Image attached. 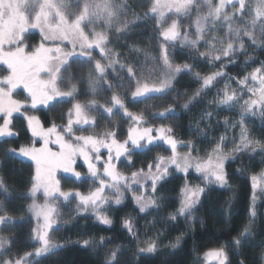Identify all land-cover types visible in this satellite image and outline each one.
<instances>
[{"label": "snow or ice", "instance_id": "1", "mask_svg": "<svg viewBox=\"0 0 264 264\" xmlns=\"http://www.w3.org/2000/svg\"><path fill=\"white\" fill-rule=\"evenodd\" d=\"M129 9L128 0H76L75 3L72 0H0V144L11 143L10 138L20 135L15 130L14 122L22 118L26 123L25 133L30 137L29 142L18 148L9 147L6 152L26 158L34 164L29 190L32 203L28 211L37 221L38 226L32 229V239L39 245L34 246V252L11 257L5 248L11 241L0 237V264H39V260L33 262V257L55 254V250L62 247L50 236V232L58 230L54 226L59 221L57 203L60 198L68 204L75 201L77 213L90 210L98 223L112 226L113 219L108 212L113 204L122 205L128 192L132 193L139 212L147 214L151 209L159 208L160 201L155 193L159 183L173 169L185 175L194 169L203 179L204 185L190 186L186 183L181 189L176 213L169 215L170 220H177L178 217L191 219L192 211L201 202L206 186L229 187L226 170L229 157L234 160L237 153L256 152L258 149L264 152V141L252 138L246 126L247 115L255 116L259 113L264 118V61L243 77H230L229 80H235L236 87L225 83L222 94L218 92L213 101L218 106L229 108L239 104V143L226 152V134L222 135L203 157L196 153L193 141H179L172 126L161 124L157 128L148 124L150 119H168L169 114L175 111L173 105L149 117L144 112L131 111L126 104L127 96L118 91H113L110 104L98 103L96 98L81 103L76 100L78 89L76 83H73L76 76L72 70L74 63L88 65L87 82L94 97L101 91L124 89L127 84L133 103L160 98L169 94L178 76L184 72L191 73V64H174L172 61L169 49L174 48L178 42L181 48L189 47L197 51L201 58L211 64L220 62L219 70L210 75L201 77L199 73L194 74L200 83L195 94L198 97L226 77L225 60L227 63H235L238 55H246L249 42L251 45H264V0H150L143 17ZM194 9L193 24L182 32L180 18H191ZM129 14L132 20L128 19ZM143 19L156 21V31L160 38V76L153 75L155 69L147 74L141 71L138 75L135 62H122L120 55L109 47L113 30L126 36L135 27V23ZM169 19L171 23H167ZM32 30H38L41 39L38 44L29 45L27 41ZM201 46L205 51H199ZM128 47L130 56L143 51L137 45ZM109 69L117 74L121 83L115 84L112 81ZM18 88L26 93L22 99L15 98V90ZM245 95L247 99H244ZM65 98H71L68 100L70 103L76 100L68 110L66 123L58 125L53 121L50 126H45L34 114L38 106L50 108L53 101H63ZM194 99L185 103L183 108L189 110ZM241 100L242 104L239 103ZM114 108L122 110L123 118H126V134L120 131L119 125L99 134H78L88 131L84 126L95 127L97 115L107 113L110 117L115 116ZM212 115V112L206 113L209 123ZM203 123L202 117L197 122L198 134L206 136L207 129L199 127ZM228 124L226 120L225 128ZM121 136L124 138L120 139ZM157 141L167 145L171 155H157L148 163L147 169L131 171L130 175L120 171L122 158L127 161V165L134 166L135 150H143L145 153L151 151L153 147H159ZM181 143L188 149L187 152L179 151L178 145ZM102 149L106 150V157ZM78 159L83 160L87 166V175L91 178L92 187L86 193L78 188L64 190L57 177V172L62 171L74 178V181L84 182L82 173L77 170ZM149 187L152 195L148 194ZM251 188L253 203L249 209V224L240 236L233 238L231 244H222L204 251L196 264H231L229 250L233 247L239 254V248L252 234L257 189L264 193V170L251 176ZM0 190L7 192L2 180ZM41 191L43 204L36 199L37 193ZM12 220L7 212L0 215V225ZM122 226L130 236L138 239L130 217L123 220ZM180 240L177 237L175 243L169 246L177 248ZM138 243L143 244L138 248L139 253L157 251L156 239L138 240ZM89 244V240L83 241L84 246ZM100 245H104L103 238ZM121 251L117 247L109 253L105 264H119ZM260 259L261 264H264V252H261ZM240 264H245V261L241 259Z\"/></svg>", "mask_w": 264, "mask_h": 264}, {"label": "trees", "instance_id": "2", "mask_svg": "<svg viewBox=\"0 0 264 264\" xmlns=\"http://www.w3.org/2000/svg\"><path fill=\"white\" fill-rule=\"evenodd\" d=\"M138 1H140V4L136 5L133 3V0H128L130 6L129 11H134L143 17L145 12H147L145 9L147 6L146 1L148 0H137L136 2ZM141 5L144 6L142 7ZM128 19L132 20L133 17L129 14ZM155 32V21L153 19H147V22H145L143 19L136 22L135 27L126 36L116 33L113 30L110 34L111 43L109 47H112L120 55L122 62H135L138 74L140 72V68L138 67L139 62L144 60L142 57L150 55L156 56L158 54L159 47L157 46L159 39L155 35ZM118 36L120 37L119 39H117ZM27 42L29 45L38 44L40 42L39 33H32ZM129 45H137L143 51L140 53H132L130 56ZM204 50L205 48L203 46L199 48V51ZM169 51L172 54L171 58L173 62L191 64V73L185 72L181 74L168 95L160 98L147 99L138 103H133L132 97H127L126 104H128L131 111L136 113L144 112L149 117L157 115L159 111L167 108L168 105H173L175 111L169 114L168 119H150L148 124L157 128L161 124L172 126L174 128V135L179 141H193L196 146V153L199 151L200 154H204L209 147L210 131L216 122L215 119L222 120L225 117L217 114L212 115L209 123L206 113L212 110L214 106L208 104V98L213 96V89L218 90V88H222L224 80L227 79V75L239 78L259 67L261 61H264V45L256 46L251 45L249 42L246 55H238L235 63H227L225 60L226 77L220 79L215 87L206 90L205 93H202L198 97L195 94L200 86H196L199 82L194 78V74L199 73L201 77L210 75L219 70L220 62L211 64L201 58L197 51L191 50L189 47L181 48L178 42ZM144 70L146 71V69ZM109 75L112 81L117 79V74L112 72L111 69H109ZM117 90L120 91V89ZM78 94H81V90ZM193 97L195 99L190 105V109L185 110L183 105ZM64 101L68 100L53 101L50 108L44 106L39 107L35 110L34 114L38 116L45 126H50L53 121L59 125L62 121V115L64 119L65 117L67 118L65 115L67 108L66 106L64 108L62 106ZM160 101H162V104L168 103V105L166 107L162 105V109L150 112L149 107H155ZM120 114H123V112ZM106 116L109 117V115ZM120 117L119 129L122 133L126 134L128 128V124L124 122L126 118H123V115ZM202 117L205 120L199 127L207 129L206 136L198 134L197 122ZM99 120L101 119L99 118ZM14 123L15 130L20 135L10 138L11 143L0 144V180L4 182L7 188V192L0 190V208L3 209L0 211V215L7 212L13 218L12 221L0 225V237L11 241L10 244L5 245V248L9 250L7 255L11 257H16L17 255L23 256L26 252H34V246L38 245V242L32 239L33 217L28 214L27 206L30 199L28 193L32 186L31 178L34 174V164L30 160H24L21 157H15L6 152L7 148H18L28 143L30 139L25 133L26 123L23 122L22 118H18ZM110 125L115 129L118 123L113 121ZM249 126L253 134L258 136L261 141H264V119L260 116L257 118V121L252 120ZM123 138V136L120 137V139ZM156 143L159 144V147H153L151 151L146 153L143 150H135V154L133 155L134 166L127 165V161L122 158L123 162L119 164V167L121 166L122 168L127 165L125 170L128 169L130 171L140 168L147 169L148 163L153 161L157 155L171 152L167 145H164L160 141ZM178 147L180 150V144ZM103 152L106 155V150ZM236 156V159L229 158L226 162V170L229 175V187L220 188L214 185L213 189L207 188L202 194L201 202L195 208L200 222L196 224L194 230L185 234L182 231V224L177 221L173 222L172 228L170 222L160 227L163 233L161 236L162 239H170L174 242L177 238L176 232L181 236L180 244L177 248H164L163 250H157L155 253H139L133 237L122 226L126 212L128 215L130 213L132 215L135 213L138 214L134 206L131 207V205H128L130 210L127 211L126 204L120 206L112 205L108 214L110 217L114 214L115 218L111 217L113 219L112 226H105L98 223L92 214L87 212L77 213L75 210L76 204L72 202L73 204H68L71 207H68L66 204H64L66 206L62 205V211H69V214L63 218L60 213L58 225L55 226L58 230L54 231L52 236V240L62 247L55 250V254L45 255L39 258L33 257V262L39 260V264H105L108 254L119 247L122 249L119 264H196L198 260H201L204 251L219 247L222 244H231L233 238L240 236L244 227L249 224V209L252 205L251 176L264 169V152L258 149L256 152L248 151L246 154H237ZM77 170L82 173L84 182H76L68 174L62 175L60 178L62 187L66 188V190L78 188L79 190L81 189L80 191H88L92 187L91 178L88 177L87 166L84 165L81 159L77 161ZM120 171L127 174V171L121 169ZM185 178L180 172H176L173 169L159 183L155 195H164L172 198L173 195L181 193L180 191L186 181L191 184L193 182L197 184L202 179L195 172L193 175H187V178ZM166 206V209L161 212L162 215H167L170 211L173 212L175 210L173 201L170 199H167ZM57 207L60 211V205L58 203ZM255 210L256 217L252 225V234L239 248V254H237L235 247L229 250L231 264H240L241 259L245 261V264H261L260 255L261 252H264V196H262L260 202L255 204ZM101 238L104 239L103 247L100 245ZM84 240H89L90 244L84 246Z\"/></svg>", "mask_w": 264, "mask_h": 264}, {"label": "rangeland", "instance_id": "3", "mask_svg": "<svg viewBox=\"0 0 264 264\" xmlns=\"http://www.w3.org/2000/svg\"><path fill=\"white\" fill-rule=\"evenodd\" d=\"M136 1L137 0H133V3H135L136 5L140 4V1H138V2H136ZM72 2L75 3L76 0H72ZM149 3H150V0L146 1V4H147L146 9H145L146 11L148 9ZM180 19L182 21L181 31L183 32V31H185L188 28V26L190 24H193V22L195 20V9L193 10V15L191 16V18L181 17ZM144 20H145V22H147V19H144ZM153 20L155 21V19H153ZM167 23H171V20L169 19L167 21ZM155 24H156V21H155ZM192 31L194 32V26L192 28ZM34 32L39 33L38 30H32V33H34ZM155 35H157L158 39H160L159 38V33L157 31L155 32ZM40 39H41V37H40ZM158 54H159V49H158ZM158 54L156 56H153V55L143 56L142 58L144 60L140 61L139 62V66H138L140 68V72L143 71L144 69H146V71L144 70L143 72L145 74H147L152 69H155V72L153 73L154 76H160V75H162L160 73V65H159V62H158ZM153 57H157V59L154 60ZM173 63L174 64H182V63H175V62H173ZM87 66L88 65H82V64H79V63H74L72 65V70H73V72L75 73V76H76V79L73 81V83H76L77 89H78V91L76 93V100H78L81 103H87L89 100H91L93 98H96L97 101H98V103H108V104H110L111 103V96L113 94V91H118V90L117 89H113V90H109V91H101L98 94H96V96L94 97L93 96V93L91 92V90H90V88L88 86V82H87L88 70H89V68H87ZM140 72H138V75L140 74ZM247 74H245V75H247ZM230 77H232V76H228L227 75V79L224 80L222 88H218V90L213 89V96L212 97H209L208 100H207L208 101V104L210 106H214V108L212 110H209L208 112H212L213 115H216L217 114V115H222V116H225V117L222 120H218V119L216 120L215 119L216 122H215L213 128H211V131H210L211 134H210L209 141H208L209 147L207 149V152H205L204 154H200L199 151L197 152V154H199L202 157L203 156H206L212 150V148L215 146V143L218 142L219 137L222 136V135H225L226 134V140L224 142L225 145H226L224 147V151H226V152L231 151L233 149L234 145L237 144V143H239V140H240V132H241V129L239 127V122L241 120V110H240L239 104H236L235 106L229 108L227 106H218L216 103H213L214 99L218 95V92H220L222 94V90L225 87V83H230L232 85V87H236L235 80H229ZM175 81H174V85H175ZM113 82L115 84L121 83V81L118 78L116 80H113ZM196 86H200V83H198ZM62 87H65V86L62 85ZM104 87H106V85ZM80 90H81V94H78V92H80ZM118 92L120 94H122V95L127 96V97H131V91L128 89L127 84L125 85V88L124 89H120V91H118ZM23 96H26V93H24V91H23L22 88H18V89L15 90V98L22 99ZM247 98H248V96L245 95L244 96V99H247ZM69 99H71V98H65V100H69ZM76 100H72L71 103L68 102V101H64L62 103L63 108H64V106H66V108H67V111H65V115L66 116H67V113H68L69 108L72 107V103H75ZM239 103L242 104L243 103V100H241ZM162 105H165L163 107H166V105H168V103L162 104V101H160V102H158V104L155 105V107H152V106L149 107L150 108V112H153V110L154 111L155 110L158 111V109H162ZM39 107H42V105L41 106H38V108ZM100 112H103V110L100 109ZM114 112L116 113V115L115 116H111V117L110 116L109 117L106 116V115H108L107 113H103V116L97 115V119L98 120H97L96 126L95 127L84 126V127L88 128V131H84V132L78 133V134H83V135L99 134V133L104 132L105 130L113 129L112 126L110 125V123L114 121V122L118 123V125H119L120 124V118H121L120 116L123 115V114H120L122 112V110L121 111H118L116 108H114ZM98 117L101 120H99ZM258 117H260L259 113H257V115H255V116L247 115V117H246V126H247V129H248V132H249L250 136L252 138H254V139H259L260 140V138L258 136H255L253 134V132L251 130V127L249 126V123L252 120H256L257 121V118ZM226 120L229 122L227 128H225V121ZM66 121H67V118L65 117V119L62 120L60 122V124L66 123ZM233 125H235V127H233ZM77 127H79V126H77ZM184 143H186V142H184ZM181 147H183V148L181 149ZM53 148H55V145H53ZM178 149H179V147H178ZM101 151H104V149H102ZM179 151L181 153H183V152H187L188 149L184 147V144L183 143H181L180 144V150ZM246 153H248V152H245L243 154H246ZM237 154H239V153H237ZM161 155L169 156V155H171V152H166V153L161 154ZM21 158L24 159V160H28V159L23 158V157H21ZM229 158L232 159L231 157H229ZM125 168H127V167H122V168H121V166L119 167V169L124 170V171H127V175L130 174L131 171L137 170V169H132L130 171L128 169L125 170ZM78 169H80V168L78 167ZM262 170H264V169H262ZM191 172L194 173L195 170L194 169H190L189 172L187 173V175L188 176L190 174L193 175V173H191ZM180 173L184 177L187 178V175H185V173H183V172H180ZM195 174H197V173L195 172ZM62 175H67V174L63 173L62 171H58L57 172V177L59 179L62 177ZM197 175H199V174H197ZM64 178H62V180H64ZM148 183L150 185L151 182L148 181ZM186 183L188 185H190V186H196V185H203L204 184V181H203V179H201L197 184L195 182H193V184H191V183H188L187 181L185 182V184ZM185 184H184V186H185ZM213 186L214 185L206 186V189L207 188L208 189H213L214 188ZM63 189L66 190V188H63ZM81 192H84V191H81ZM86 192L87 191H85V193ZM148 194L149 195H152L151 188L150 187L148 188ZM28 195H29V193H28ZM256 195H257V199L255 201V204L261 201V198H262V196H264V193L261 194L260 190L257 189ZM155 196L160 201V206H159L158 209L154 208V209L150 210V212L147 213V214L140 213L139 212L137 205L133 202L132 193L131 192H129V194L127 195V199L122 203V204H126L127 205V211L130 210L129 207H128V205H131V207L134 206L137 209V213L139 214L138 215V214L135 213V214L132 215L130 213V215H128V213L126 212V215L124 216V219L130 217L132 219L133 223H134L135 229H136V231L138 233V239L133 237V240H134V243L137 245L138 248L143 246L142 243H138V240L140 242H142V241H144L145 239H148V238L156 239L158 241V248H157V250H163L164 248H170L169 245L172 244V243H175L176 240L173 242L170 239H168V240L162 239L161 236L163 235V233H162V230L160 229L161 226L168 224L167 222H170L171 228L173 227V222H176V221L177 222H180L182 224V228H183L182 231L185 234L188 233V232H191L192 230H194L196 224L198 222H200L199 219H198V215L196 213V209H194L192 211L191 219H188V218H185V217H178L177 220H170L169 219V215L172 214V213H176V211H177V209L179 207V200L181 198V193H179L177 195H173L172 198H168V197H166L164 195H155ZM36 199H37V202L38 203H40V204H43L44 203V197H43L42 191L39 192V193H37ZM167 199H170V200L173 201V207H174L175 210L173 212L170 211V213L167 214V215H162L161 212L163 210H165L166 207H167L166 206ZM31 203H32V197L30 196V199L28 201L27 206H29V204H31ZM73 203H75V201H73ZM73 203H71V204H73ZM58 204L60 205L59 215L61 213L62 216H63V218L64 217H67L68 214H69L68 213L69 211H66V212L62 211L63 210L62 205L66 204L68 207H71V205H68V203L63 202V198H60V201H58ZM66 205H64V206H66ZM84 213H86V212H84ZM87 213L92 214L90 210ZM28 214H30V216L33 217L32 214L29 211H28ZM111 217L112 218L113 217L115 218V215L112 214ZM136 221H138V223H136ZM32 224H33L32 225V228H36L38 226L37 225V221H36V219L34 217H33ZM183 232H182V235H183ZM53 233H54V231L53 232H50L51 239H53L52 238ZM175 234H177L176 237H181L177 232ZM37 246H39V245H37Z\"/></svg>", "mask_w": 264, "mask_h": 264}]
</instances>
